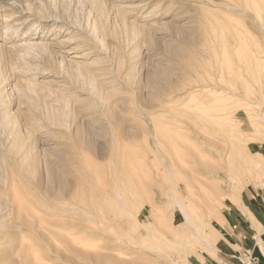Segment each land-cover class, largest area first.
Wrapping results in <instances>:
<instances>
[{"label": "rangeland", "instance_id": "obj_1", "mask_svg": "<svg viewBox=\"0 0 264 264\" xmlns=\"http://www.w3.org/2000/svg\"><path fill=\"white\" fill-rule=\"evenodd\" d=\"M262 174L264 0H0V264H236Z\"/></svg>", "mask_w": 264, "mask_h": 264}, {"label": "crops", "instance_id": "obj_2", "mask_svg": "<svg viewBox=\"0 0 264 264\" xmlns=\"http://www.w3.org/2000/svg\"><path fill=\"white\" fill-rule=\"evenodd\" d=\"M260 215V214H259ZM257 220H258V224L259 225H263L264 224V215H260V216H258V218H257ZM246 231H247V234H249V237L250 238H243L244 240L241 242V241H238V242H236V244L238 245V247L240 248V249H244V248H249L251 251H253L254 252V254H255V256L258 258V262H259V264H264V252L263 251H261L259 248H258V241H257V235L256 234H254L255 232H254V229H253V227H252V224H247L246 225ZM254 234V235H253ZM241 236H243V234L241 235ZM254 240L256 243H255V245L253 246V247H251V245H250V240ZM260 239H261V241H262V244H263V246H264V231H263V233H262V235H261V237H260ZM238 252V251H237ZM236 252V253H237ZM239 253V252H238ZM237 253V254H238Z\"/></svg>", "mask_w": 264, "mask_h": 264}, {"label": "built area", "instance_id": "obj_3", "mask_svg": "<svg viewBox=\"0 0 264 264\" xmlns=\"http://www.w3.org/2000/svg\"><path fill=\"white\" fill-rule=\"evenodd\" d=\"M236 259V264H259L258 259L254 256V252H250V250L244 253H238Z\"/></svg>", "mask_w": 264, "mask_h": 264}, {"label": "bare ground", "instance_id": "obj_4", "mask_svg": "<svg viewBox=\"0 0 264 264\" xmlns=\"http://www.w3.org/2000/svg\"><path fill=\"white\" fill-rule=\"evenodd\" d=\"M203 91V90H202ZM263 176H264V174H262ZM181 208V207H180ZM182 211H183V209H182ZM188 220V219H187ZM190 223V222H189ZM18 227V226H17ZM14 236V235H13ZM2 241V240H1ZM4 245V244H3ZM1 247H2V245H1ZM22 249V242H20L19 241V249L17 250V251H20ZM15 251H16V249L15 250H13L12 248H11V250L9 251L10 253H9V255L11 254V255H14V253H15ZM31 253V252H30ZM17 254H18V252H17ZM255 256V255H254ZM256 257V256H255ZM257 258V257H256ZM6 259V258H5ZM258 259V258H257Z\"/></svg>", "mask_w": 264, "mask_h": 264}]
</instances>
